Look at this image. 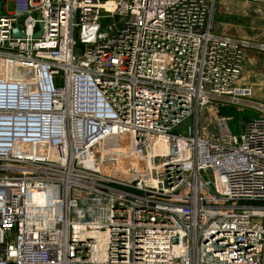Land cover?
I'll return each mask as SVG.
<instances>
[{
  "label": "built area",
  "instance_id": "obj_1",
  "mask_svg": "<svg viewBox=\"0 0 264 264\" xmlns=\"http://www.w3.org/2000/svg\"><path fill=\"white\" fill-rule=\"evenodd\" d=\"M9 1L0 264H264V80L215 0Z\"/></svg>",
  "mask_w": 264,
  "mask_h": 264
},
{
  "label": "crops",
  "instance_id": "obj_2",
  "mask_svg": "<svg viewBox=\"0 0 264 264\" xmlns=\"http://www.w3.org/2000/svg\"><path fill=\"white\" fill-rule=\"evenodd\" d=\"M255 3L264 4V0H215L209 20L213 34L245 39L252 44L250 48L244 51L245 67L242 76V82L249 85L264 80V52L257 48L258 45L264 44V40L256 42L249 40V36H247L250 27L246 25H250V23L254 25L247 19L250 15L249 5ZM222 19L226 22L221 21ZM252 30L258 32L256 38H261L264 33V26L258 30L256 28L251 29V32H248L249 35H252Z\"/></svg>",
  "mask_w": 264,
  "mask_h": 264
},
{
  "label": "rangeland",
  "instance_id": "obj_3",
  "mask_svg": "<svg viewBox=\"0 0 264 264\" xmlns=\"http://www.w3.org/2000/svg\"><path fill=\"white\" fill-rule=\"evenodd\" d=\"M250 15L247 17L249 21H251L254 25L250 23V25H246L247 27H250V30L247 31V36H249V40H253L258 42V40H264V33L261 38L257 37L258 32L252 30V35H249L248 32H251V29L256 28L257 30L261 28V26H264V4H250ZM15 5L11 1H1L0 2V14H5V12H14ZM226 22V20H221ZM75 38H77V32L74 33ZM79 48V46H77ZM218 111V116H228L231 117V121H229L228 126L232 134L239 135L241 131V126H243L246 122H248L250 119H253L257 117V115L250 111L249 109H243L238 108L237 106H231V105H220L217 103H213L208 105L207 108L203 110V124L205 126H208V131L210 133L214 132V127L212 125V116L214 112ZM188 125H193V117L186 120L183 123V128H186ZM181 128H177L175 130V133H181Z\"/></svg>",
  "mask_w": 264,
  "mask_h": 264
},
{
  "label": "water",
  "instance_id": "obj_4",
  "mask_svg": "<svg viewBox=\"0 0 264 264\" xmlns=\"http://www.w3.org/2000/svg\"><path fill=\"white\" fill-rule=\"evenodd\" d=\"M13 35H19L18 29H15Z\"/></svg>",
  "mask_w": 264,
  "mask_h": 264
},
{
  "label": "bare ground",
  "instance_id": "obj_5",
  "mask_svg": "<svg viewBox=\"0 0 264 264\" xmlns=\"http://www.w3.org/2000/svg\"><path fill=\"white\" fill-rule=\"evenodd\" d=\"M263 65H264V64H263ZM263 65H262V66H263ZM262 66H261V67H262ZM255 74H256V73H255Z\"/></svg>",
  "mask_w": 264,
  "mask_h": 264
}]
</instances>
